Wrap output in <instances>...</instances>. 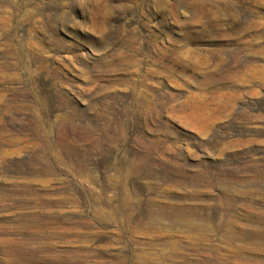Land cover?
<instances>
[{
  "label": "rangeland",
  "instance_id": "rangeland-1",
  "mask_svg": "<svg viewBox=\"0 0 264 264\" xmlns=\"http://www.w3.org/2000/svg\"><path fill=\"white\" fill-rule=\"evenodd\" d=\"M67 263L264 264V0H0V264Z\"/></svg>",
  "mask_w": 264,
  "mask_h": 264
},
{
  "label": "bare ground",
  "instance_id": "bare-ground-1",
  "mask_svg": "<svg viewBox=\"0 0 264 264\" xmlns=\"http://www.w3.org/2000/svg\"><path fill=\"white\" fill-rule=\"evenodd\" d=\"M230 9V8H229ZM18 247V246H17ZM44 251V250H43ZM49 253V252H48ZM50 254H52V253H50ZM50 254H49V256H50ZM53 258V257H52ZM56 258H57V256H56ZM49 260V259H48ZM54 263V262H53ZM60 263V262H59ZM65 263V262H64ZM67 264H69V263H67Z\"/></svg>",
  "mask_w": 264,
  "mask_h": 264
}]
</instances>
